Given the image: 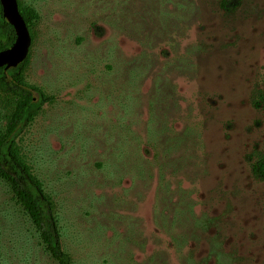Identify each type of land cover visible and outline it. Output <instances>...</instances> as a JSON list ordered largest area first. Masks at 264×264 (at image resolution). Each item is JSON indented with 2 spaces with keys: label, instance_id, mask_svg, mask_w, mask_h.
Segmentation results:
<instances>
[{
  "label": "rangeland",
  "instance_id": "rangeland-1",
  "mask_svg": "<svg viewBox=\"0 0 264 264\" xmlns=\"http://www.w3.org/2000/svg\"><path fill=\"white\" fill-rule=\"evenodd\" d=\"M156 1L19 0L36 13L25 80L50 100L18 144L54 197L75 264H183L156 220L157 170L120 175L112 160L113 144L129 150L128 164L141 160L150 82L128 69L143 49L135 34L159 31ZM176 1L166 8L185 23L149 50L194 63L174 78L171 121L201 132L196 165L180 177L194 202L174 229L189 235L181 254L186 264H264V0Z\"/></svg>",
  "mask_w": 264,
  "mask_h": 264
},
{
  "label": "trees",
  "instance_id": "trees-1",
  "mask_svg": "<svg viewBox=\"0 0 264 264\" xmlns=\"http://www.w3.org/2000/svg\"><path fill=\"white\" fill-rule=\"evenodd\" d=\"M173 1L176 0H157L155 5L148 6L161 16L159 31L154 35L145 34L142 38L139 33L135 34L138 40L144 39L141 43L143 49L137 55V62L128 69V78H136L140 83L145 79L150 82L144 93L149 115L145 124L146 138L142 145L138 144L141 160L138 159L139 163L125 162L129 150L118 144H113L112 154L115 158L112 160H115L114 170L123 171L120 175L136 169L146 180L152 177L154 169L157 170L156 220L171 235L170 246L175 249L179 261L186 264L187 259L181 253L189 235L186 230L176 234L174 229L177 223L185 224L181 225L185 228L193 217L192 191L182 186L180 177L196 165L194 160L201 132L192 126L177 132L171 121L179 113L180 101L174 78L185 69H192L194 63L187 60L178 64L170 60L161 62V53L157 56L153 51L158 46L153 45L154 41L157 44L169 43L172 41L169 33L178 31L180 18L173 17L166 8ZM178 1L181 2L177 0L174 4H177L176 7L180 5ZM17 2L30 31L31 21L36 17L35 10L31 6L21 5L19 0ZM146 12L143 10L142 14ZM14 39V28L3 17L0 4V50L10 47ZM173 44L170 47L173 48ZM151 48L152 51L149 50ZM192 48L199 50V45ZM164 50L162 53L168 56L167 50ZM27 62L28 56L16 67L7 70L0 67V264H75L63 240L54 197L34 173L18 144L19 135L34 120L41 106L50 100L39 87L26 82L24 72ZM260 98L257 105L264 110V95ZM138 102L140 104L141 99ZM131 139H134L133 136ZM142 146L144 149L141 152ZM252 170L255 175L261 174L258 162L252 164ZM168 209H171V218ZM166 221H170V224H165Z\"/></svg>",
  "mask_w": 264,
  "mask_h": 264
},
{
  "label": "water",
  "instance_id": "water-1",
  "mask_svg": "<svg viewBox=\"0 0 264 264\" xmlns=\"http://www.w3.org/2000/svg\"><path fill=\"white\" fill-rule=\"evenodd\" d=\"M2 15L15 31V39L10 47L0 50V67H16L28 55L31 34L21 15L17 0H0Z\"/></svg>",
  "mask_w": 264,
  "mask_h": 264
}]
</instances>
